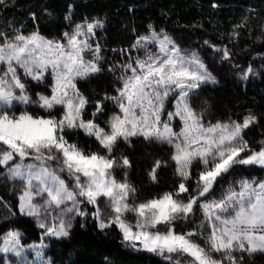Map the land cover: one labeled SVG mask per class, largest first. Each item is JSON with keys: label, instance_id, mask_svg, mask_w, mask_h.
<instances>
[{"label": "snow or ice", "instance_id": "snow-or-ice-1", "mask_svg": "<svg viewBox=\"0 0 264 264\" xmlns=\"http://www.w3.org/2000/svg\"><path fill=\"white\" fill-rule=\"evenodd\" d=\"M103 28V20L85 18L60 38H48L38 30L0 31V166L9 179L20 182L19 213L34 218L44 236L55 238L70 236L76 216L91 215L101 230L117 228L126 247L155 253L173 264H180L173 254L189 257L185 264H244V253L264 252V179L230 184L219 198L214 191L237 166L264 169V140L254 149L245 139V130L258 118L249 114L242 121L206 123L191 100L202 85L217 83L216 76L198 51L182 49L150 25L149 33L132 46L143 55L130 56L118 66L116 95L96 100L92 118L86 119L89 99L77 81L103 71L102 48L94 39ZM209 47L231 60L226 46ZM257 74L252 65L239 72L243 80ZM46 80L50 94L33 95L29 81ZM172 95L175 110L166 111L165 102ZM105 101L117 111L101 126L97 116L103 115ZM17 106L24 110L18 113ZM31 106L47 115L32 114ZM177 118L178 130L173 125ZM81 130L102 151H86L66 138ZM133 138L172 149L168 160L155 159L149 171L155 182L157 170L174 163L177 184L172 191L136 203V188L128 179L133 163L127 155L114 154L121 141L130 147ZM194 165L200 167L190 191ZM118 170H123L119 179ZM82 205H92L93 211ZM198 211L203 214L199 225L176 230L177 220H188ZM128 213L136 217L135 224L126 218ZM22 236L12 229L0 237V253L16 258L9 264H52L45 257L43 240L25 245Z\"/></svg>", "mask_w": 264, "mask_h": 264}, {"label": "trees", "instance_id": "trees-1", "mask_svg": "<svg viewBox=\"0 0 264 264\" xmlns=\"http://www.w3.org/2000/svg\"><path fill=\"white\" fill-rule=\"evenodd\" d=\"M69 5L72 6L70 20L66 19ZM85 18L104 21V28L96 34L103 50V71L77 82L80 92L89 99L86 119L92 118L96 100L105 94L116 95L115 90L120 87L118 66L134 55L132 46L139 36L149 33L151 25L157 32L167 33L182 49L198 51L216 76L215 85L198 90L191 100L192 107L203 112L204 120L211 122L242 121L249 114L255 115L258 122L245 130V139L251 148L259 149L260 141L264 140V0H4L0 4V31L20 28L27 34L38 30L48 38H60ZM233 32L239 35L233 36ZM209 45L226 46L231 52V60L222 59ZM249 65L258 74L247 80L240 79V69ZM29 86L34 95L50 94L33 81H29ZM105 103L103 115L97 116L101 125L117 111L111 101ZM28 111L34 115H47L41 110L29 108ZM66 138L86 151H102L95 139L86 136L82 130ZM114 154L127 155L133 163L128 170V179L136 188V202L150 200L175 188L177 177L172 162L157 170L155 182L149 177L155 159L168 160L171 156L169 146L134 138L130 147L121 141L119 151ZM199 167H193L190 191L195 186ZM122 171H117L118 179ZM5 172L6 169L0 166V237L9 230L18 229L23 234V244H38L43 238V230L34 218L19 213L20 188L7 181ZM255 177L264 178V169L237 166L217 185L231 179ZM202 219L198 211L188 220H177L176 230L190 231ZM97 224L90 218L84 221L79 218L70 236L48 240L46 253L52 264H173L146 252L129 249L117 228L101 230ZM243 256L244 264H264V255L244 253Z\"/></svg>", "mask_w": 264, "mask_h": 264}, {"label": "rangeland", "instance_id": "rangeland-1", "mask_svg": "<svg viewBox=\"0 0 264 264\" xmlns=\"http://www.w3.org/2000/svg\"><path fill=\"white\" fill-rule=\"evenodd\" d=\"M99 30V29H98ZM98 30H97V32H98ZM95 41H98L99 42V40H97V35L95 36ZM152 47V50L153 51H155L156 50V48H155V46H151ZM101 48H102V46H101ZM133 50H134V55L132 56V57H135V56H137V55H140V56H142L143 55V52H142V50H138V49H135V48H133ZM103 51V50H102ZM101 55H102V52H101ZM241 79V78H240ZM87 80V79H86ZM79 81H83V80H78L77 82H79ZM35 84H38V85H41L43 88H45L46 90H49L50 91V88L48 87V85L50 84V81H45L44 83H37V82H35V81H33ZM216 84V83H215ZM215 84H213V83H208V84H204V85H202L201 87H203V86H208V85H215ZM197 92H198V90H197ZM34 95V94H33ZM175 102H176V98H175V95H172V96H170L167 100H166V102H165V110L166 111H174L175 110ZM113 104V103H112ZM114 105V104H113ZM115 106V105H114ZM29 108H31V109H36V110H41V109H39V108H37V107H35V106H31V107H29ZM28 108V109H29ZM87 108H88V105H87V107H86V109H85V114H86V111H87ZM22 110H24V106H17V109H16V111L19 113L20 111H22ZM41 111H43V110H41ZM44 112V111H43ZM56 113H60V110L59 109H57L56 110ZM55 113V114H56ZM205 122L207 123V122H210V123H216V122H211V121H206L205 120ZM173 125H174V127H176L177 128V130H178V128H179V120H178V118L176 119V120H174L173 121ZM101 126H104V125H101ZM134 139V138H133ZM243 155V154H242ZM195 166V165H194ZM193 166V167H194ZM250 167H258V166H250ZM258 168H260V167H258ZM5 178L7 179V181L10 183H13V184H16V185H18V187L20 188V182L19 181H13V180H11V179H9V177H8V174H7V170H6V172H5ZM65 178H66V176H65ZM257 180H260V178H257V177H255ZM242 179H252V178H236V179H231V180H228L226 183H224V184H222V185H217L216 187H215V189H214V191H215V196H216V198H219L220 197V195L223 193V191L224 190H226L228 187H229V185L230 184H235V183H238L240 180H242ZM262 179H264V178H262ZM196 187V185L194 186V188ZM193 188V189H194ZM184 196H187V194H183ZM101 199H103V198H101ZM136 203H138V202H136ZM82 207H84V209L86 210V211H88L89 213H91L92 211H93V207H92V205H86V206H84V205H82ZM202 214V213H201ZM202 216H203V214H202ZM79 218H82V221H84L85 219H87V218H90V220L91 221H97L96 219H94L91 215H89V216H87V217H80V216H76L74 219H73V221H72V229L74 228V227H76V225H77V222H78V220H79ZM127 219H128V221L130 222V223H132V224H135V222H136V217L134 216V214H132V213H128L127 214V217H126ZM98 223V222H97ZM64 238H67V237H64ZM64 238H55V237H46V236H44L43 235V238H42V240H43V242L45 243V244H47V241L48 240H54V239H56V240H60V239H64ZM129 249H131V250H133V251H137V250H134V249H132V248H130V247H128ZM47 250H48V246H47V248L44 250V253H45V257L46 258H48V256H47ZM137 252H146V251H137ZM146 253H148V254H150V255H153V256H156V257H158V258H160L161 260H163V261H165V262H172L173 263V261L172 260H167V259H165V257H163V256H159V255H157V254H155V253H150V252H146ZM237 254H239V253H237ZM252 255H264V252H256V253H253ZM173 257H174V259H179L180 260V264H185V261L186 260H188V259H190L189 257H187V256H180L179 254H173ZM33 257L30 255L29 256V259H32ZM16 258L15 257H13V256H11L10 254L9 255H5V254H3V253H0V260H1V262H2V264H9V262L10 261H14ZM48 259H50V258H48ZM51 260V259H50ZM52 262V261H51Z\"/></svg>", "mask_w": 264, "mask_h": 264}]
</instances>
